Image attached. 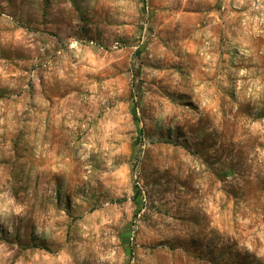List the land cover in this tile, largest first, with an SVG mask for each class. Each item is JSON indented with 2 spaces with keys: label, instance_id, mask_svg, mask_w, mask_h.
<instances>
[{
  "label": "rangeland",
  "instance_id": "obj_1",
  "mask_svg": "<svg viewBox=\"0 0 264 264\" xmlns=\"http://www.w3.org/2000/svg\"><path fill=\"white\" fill-rule=\"evenodd\" d=\"M0 264H264V0H0Z\"/></svg>",
  "mask_w": 264,
  "mask_h": 264
}]
</instances>
